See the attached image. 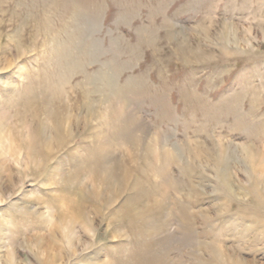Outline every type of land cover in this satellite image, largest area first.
<instances>
[{"label":"rangeland","instance_id":"1","mask_svg":"<svg viewBox=\"0 0 264 264\" xmlns=\"http://www.w3.org/2000/svg\"><path fill=\"white\" fill-rule=\"evenodd\" d=\"M45 263L264 264V0H0V264Z\"/></svg>","mask_w":264,"mask_h":264},{"label":"bare ground","instance_id":"2","mask_svg":"<svg viewBox=\"0 0 264 264\" xmlns=\"http://www.w3.org/2000/svg\"><path fill=\"white\" fill-rule=\"evenodd\" d=\"M107 81H109V80H107ZM119 92V91H118ZM11 180V179H10ZM9 183V182H8ZM14 185H16V184H14V182L13 181H11V183H10V190H11V193L14 191V188H15V186ZM9 195H11V194H9ZM51 220V219H50ZM49 222V221H48ZM40 244H39V248H40ZM42 248V247H41ZM40 248V249H41ZM48 251V250H47ZM18 253H16V255H17ZM45 264H49V263H45Z\"/></svg>","mask_w":264,"mask_h":264}]
</instances>
